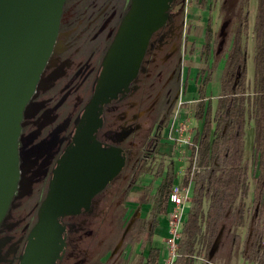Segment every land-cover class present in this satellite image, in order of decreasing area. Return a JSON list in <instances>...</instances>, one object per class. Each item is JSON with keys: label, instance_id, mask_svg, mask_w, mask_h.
I'll return each instance as SVG.
<instances>
[{"label": "flooded vegetation", "instance_id": "obj_1", "mask_svg": "<svg viewBox=\"0 0 264 264\" xmlns=\"http://www.w3.org/2000/svg\"><path fill=\"white\" fill-rule=\"evenodd\" d=\"M131 3L66 0L52 54L24 110L19 185L0 223V264H20L38 210L48 198L60 161L74 146L103 60ZM189 3L173 0L128 91L103 106L102 124L94 136L104 148L122 151L124 166L87 207L61 216L65 248L55 264L127 263L125 249L139 227V209L130 213V198L139 192L143 170L163 154L176 104L186 95L184 60L196 27ZM114 229L121 230L119 236L114 237Z\"/></svg>", "mask_w": 264, "mask_h": 264}, {"label": "water", "instance_id": "obj_2", "mask_svg": "<svg viewBox=\"0 0 264 264\" xmlns=\"http://www.w3.org/2000/svg\"><path fill=\"white\" fill-rule=\"evenodd\" d=\"M65 2L0 0V223L19 185L18 147L24 110L52 54ZM172 2L132 0L80 121L84 128H79L74 146L60 161L20 264H55L65 248L61 216L87 207L122 170V151L101 146L94 132L102 124L103 106L127 92L135 80L152 34L167 21ZM220 236L210 248L209 261L217 253Z\"/></svg>", "mask_w": 264, "mask_h": 264}, {"label": "trees", "instance_id": "obj_3", "mask_svg": "<svg viewBox=\"0 0 264 264\" xmlns=\"http://www.w3.org/2000/svg\"><path fill=\"white\" fill-rule=\"evenodd\" d=\"M207 3L208 0L200 1L202 7H206ZM263 12L264 9L260 16ZM211 27V24L206 25V42L202 53L205 65L196 78L198 95L194 104V120L197 121V127H194V145L190 148L185 176L186 185L190 181L193 183V199L187 218L183 220V237L173 264H194V257L202 251L208 257L226 218L230 216L233 226L242 228L251 212V235L243 257L249 264H264V34L257 38L254 78L251 82L247 75V46L240 35L235 37L233 44L231 42L229 50L221 57L224 61L221 93L214 106L206 89L212 79L213 69L220 60L216 57L218 50L213 52L212 45L210 47ZM251 122H254L255 148L250 166V162L244 158V146L246 128ZM195 159L201 171L196 172L190 180ZM169 160L168 163L166 160L161 162V171L155 175L162 179L159 187L155 189L151 183L144 192L156 215L167 212L176 179L175 164L173 159ZM153 169V166L149 167L148 172ZM143 172L146 174L145 170ZM250 189H253L252 206L246 203ZM152 235L153 229L149 230L147 223L143 222L134 232L131 242H147L152 240ZM240 240L241 237L236 234L234 243ZM158 263L159 252L152 250L144 264Z\"/></svg>", "mask_w": 264, "mask_h": 264}, {"label": "rangeland", "instance_id": "obj_4", "mask_svg": "<svg viewBox=\"0 0 264 264\" xmlns=\"http://www.w3.org/2000/svg\"><path fill=\"white\" fill-rule=\"evenodd\" d=\"M201 0H190V3L188 4V12L189 16L192 17V19L195 20V30L192 32L194 35L190 39L191 45L188 47V52L185 56V77L187 82V89L186 94H195L197 93V83L196 78L197 74L200 71V69L205 65V62H202V53H203V46L206 42V25L211 24V31L209 32L211 37V43L210 47L212 45L213 52L218 50V54H216L217 59L220 60L218 65L213 69V72L211 74L212 79L208 85L207 94L212 99V104L216 106L217 99L221 93V78L223 73V67H224V61L221 60L222 55L229 50L230 44L235 39L237 35H240V39L244 44H246L248 53H247V60H248V68H247V75L249 76L250 82L253 81L254 78V67H255V54L257 50V38L261 37L262 34H264V12L260 16L261 11L264 9V0H208V5L206 7H202L203 5L200 4ZM202 5V6H201ZM243 10V12H241ZM240 15L239 16V14ZM244 14H246V17H244ZM223 34V36H222ZM224 41L223 45H219L220 42ZM212 64V61L210 62V65ZM190 97V95H188ZM195 104V103H194ZM192 105L193 114H194V108L196 105ZM189 105H185L182 108L181 115L189 111L190 108H188ZM189 116V115H188ZM182 117V116H181ZM194 119V116H193ZM192 126L195 128L197 127V121L192 120L191 121ZM168 137V135H167ZM170 141V140H169ZM165 149V151L170 152L169 143L162 146L161 149ZM174 148L172 144V149ZM191 146H188L185 151V153L182 156V162L185 163L184 171L188 170V158ZM174 150V149H173ZM189 151V152H188ZM175 154V151H173ZM188 152V154H187ZM172 156H167L160 154L158 155L153 161L151 162L153 166V171L148 172V168L151 166H146L144 169L146 174L141 177V180L139 182V185L153 183L159 185L161 180L155 177L157 175V172L161 171V162L166 160L169 162V159ZM138 185V186H139ZM149 185V184H148ZM182 185V184H181ZM183 185H186L184 182ZM143 201L147 200L148 195H142ZM191 196H193V193H191ZM131 199V198H130ZM140 200V199H139ZM251 196L248 197L246 203L252 206L251 204ZM140 202V201H139ZM139 202L133 204H128V208L130 210V213L137 209L139 206ZM206 208L207 202H205L204 205ZM139 209V208H138ZM149 209V208H148ZM147 208L143 210V213L141 214L142 217L146 216V213L148 212ZM247 223L244 227L238 228L237 226H233V219H231L230 216H228L225 222L220 226L218 237L220 236V242L218 244V250L215 255V257L212 259V263H215L214 259L218 254L225 253V256L231 255L236 256L238 254V262L241 261V256L243 252L247 249V246L249 244L250 239V230L252 226V212L247 216ZM140 221L138 225L142 223V219H139ZM116 230L114 229V232ZM118 233V234H117ZM121 233L120 231H116V236H119ZM239 235L241 237V240L239 243H234V236ZM216 240V239H215ZM214 243V242H213ZM127 250L129 252V256L126 258L127 263L126 264H138L140 260L141 253L138 251H134L132 245H127ZM126 251V249H125ZM203 253V254H202ZM202 255L205 254L204 251H202ZM206 257V256H205ZM167 258V250H165L164 255L162 257L163 264L165 263ZM195 258V257H194ZM208 257H206V260ZM195 260H197L195 258ZM203 262V261H202ZM216 264V263H215ZM243 264V263H242Z\"/></svg>", "mask_w": 264, "mask_h": 264}, {"label": "crops", "instance_id": "obj_5", "mask_svg": "<svg viewBox=\"0 0 264 264\" xmlns=\"http://www.w3.org/2000/svg\"><path fill=\"white\" fill-rule=\"evenodd\" d=\"M188 95H190V97H188ZM197 95H198V92L195 94L194 93L188 94V92H187V94L185 95V97H184L185 105L188 104L189 105L188 108H190V109H189V111L187 110V112L182 115L181 120H183V121H185L187 119L194 120L193 119L194 114H193V109H192L193 106L192 105L196 102ZM254 140H255L254 122H251L246 128V137H245V146H244L245 147L244 158H245V161L250 162V166L252 165V162H253L252 159H253L254 148H255L254 147ZM168 143H169V147H170V152L165 151V149L163 148L162 153L164 155H167V156H172L171 159H173V164H175L174 170H175V174H176V177H175L176 179H175L174 185L175 184H184L185 179H186L185 178L186 173L181 172V169H184L183 166H185V163H183L179 160V156L176 153L174 154V152H173L174 150L172 149V142L169 141ZM188 152H187V154H188ZM165 162L168 163L167 161H165ZM169 162H170V160H169ZM250 172H251V170H250ZM160 180H162V179L160 178ZM148 184H150V183H148ZM148 184L139 185L138 186L139 192L136 194H133L130 201L135 202V203L136 202L138 203L140 201L138 204V206H139L138 208L140 210L139 214H138V218L142 219V223L143 222L147 223L149 230L153 229V235H152L153 238H152V240H149L147 242L143 241V242H137L134 244L132 242H130L128 245H132L134 251H138L141 253V255H140L141 256L140 257L141 264L142 263L144 264L147 262L152 250H156L159 252V263L158 264H163L162 257L164 255L165 250H166V239L168 237L167 236L168 235L167 214L172 207L168 203L167 212L162 214V215H156L153 205L150 202H148V200L143 201L142 195H145V193H144L145 188L147 187ZM159 185L154 184L153 186L156 189L157 187H159ZM192 186H193V183L191 184V191H190L191 193H193L192 192ZM250 190H251V192H250L249 196H251V199H252L253 189H250ZM192 199H193V196H191L190 201L186 204L187 207H186V211H185L183 220H185L187 218V215L190 211V207H191L190 205H191ZM143 208H144V210L146 208L147 209L149 208L147 210L148 212L146 213L145 217L141 216V214L143 213V210H142ZM139 219H138V221H140ZM125 252H127L128 256L130 255L127 248H126ZM214 261L216 264H242V263L243 264H249L248 262H246L244 260L243 254L241 256V261L239 260V262H238V254H236V256H231V255L225 256V253L218 254V256H216ZM194 264H206V263H204L200 260H195Z\"/></svg>", "mask_w": 264, "mask_h": 264}, {"label": "built area", "instance_id": "obj_6", "mask_svg": "<svg viewBox=\"0 0 264 264\" xmlns=\"http://www.w3.org/2000/svg\"><path fill=\"white\" fill-rule=\"evenodd\" d=\"M176 111L173 115V121L170 123L167 135L168 139L172 142L174 146L175 153L179 156V160L182 162V156L187 150L188 146H193V136L194 128L192 126V120H181V111L185 106L184 97H180L176 104ZM194 166L191 170L190 177L192 180L196 172H200L201 169L198 167L197 160H194ZM184 168V166H183ZM181 172L186 173L184 169H181ZM186 175V174H185ZM191 184L181 185L175 184L171 190L170 195V205L171 209L167 215L168 221V237L166 239V250L167 258L164 264H173L178 256V249L182 240L183 235L181 234V228L184 224L183 217L186 211V204L191 199ZM197 260L203 261L204 263L214 264L208 259L206 260L205 254L196 255Z\"/></svg>", "mask_w": 264, "mask_h": 264}]
</instances>
